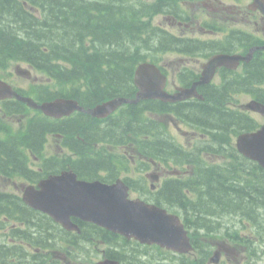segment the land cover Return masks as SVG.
Listing matches in <instances>:
<instances>
[{"label": "trees", "instance_id": "obj_1", "mask_svg": "<svg viewBox=\"0 0 264 264\" xmlns=\"http://www.w3.org/2000/svg\"><path fill=\"white\" fill-rule=\"evenodd\" d=\"M20 1L0 0L1 64L18 59L46 70L62 84L93 83L97 89L93 97L100 96V100L108 94L129 97L135 93L134 70L146 57L144 43L152 38L149 25L143 19L155 11L161 12L165 6L163 0L157 1L158 4L145 0L134 3L128 0H22L41 7V18L21 10L17 3ZM252 72L245 81L261 83L264 80V70ZM206 92H203L206 102L195 101L178 107L143 102L142 115L133 123L127 122V133H132L127 143L139 146L144 157L160 159L168 165L191 166L193 174L189 179L168 181L161 189L167 201L179 205L185 212V223L190 226L198 225L203 209L212 213L219 205L226 213L236 211L244 215L264 209V171L232 149L227 135L239 131L238 121L231 111L220 110L210 101L211 94L224 96L225 91ZM188 109L190 116L187 117ZM171 112L192 125L205 122L216 134L226 132L220 135L219 149L213 148L220 155L224 152L223 146L231 148L223 153L227 157L226 165H209L200 156L184 153L168 141L161 132L163 125L151 115ZM74 123L83 125L78 121H69L68 125ZM29 129L30 134L25 137H12L9 127L0 123V170L6 172L11 166L30 177L25 170L30 158L21 148L41 141L42 129L40 123L31 124ZM3 132L7 133L6 137L2 136ZM40 155L30 156L40 158ZM86 169L91 170L90 165ZM204 202L209 206L202 208Z\"/></svg>", "mask_w": 264, "mask_h": 264}, {"label": "water", "instance_id": "obj_2", "mask_svg": "<svg viewBox=\"0 0 264 264\" xmlns=\"http://www.w3.org/2000/svg\"><path fill=\"white\" fill-rule=\"evenodd\" d=\"M233 61H236V58L215 59L199 84L208 83L217 66ZM135 83L142 90L139 99H168L163 91L164 81L157 68L152 65L139 67ZM181 94L184 97H191L195 95V88L183 90ZM181 94L171 97L172 100L181 99ZM14 96L16 95L7 85L0 83V100ZM23 101L51 116L68 115L79 109L77 103L67 100L42 106L36 105L30 99ZM120 103L121 101L109 102L92 113L95 116L105 115ZM239 149L264 167V130L256 135L241 137ZM127 198L128 187L123 182L113 186L97 183L87 185L77 182L71 174L43 182L40 190L29 187L25 196L31 207L49 214L67 229L73 228L70 218L76 216L119 232L128 238L135 237L142 243L160 244L179 253H187L192 249L187 232L178 218L167 215L163 209L150 207L139 201L131 202Z\"/></svg>", "mask_w": 264, "mask_h": 264}, {"label": "flooded vegetation", "instance_id": "obj_3", "mask_svg": "<svg viewBox=\"0 0 264 264\" xmlns=\"http://www.w3.org/2000/svg\"><path fill=\"white\" fill-rule=\"evenodd\" d=\"M197 1L196 4L183 3L185 6L195 8L190 16L194 20L193 23L181 26L171 22V25L177 26L181 38L195 40V43L203 44V46L175 53L174 57L177 59L173 62L174 66L170 64L166 68L168 73H201L204 62L213 55L221 53L225 41L230 40L233 45L240 38H248L245 28H251L248 33L264 41V16L259 10L253 9V0ZM199 10L203 11L200 17ZM194 28L198 29L199 35L192 34L197 30ZM237 52L245 53L244 49ZM41 150H45L44 144ZM84 226L81 228L82 235L72 234L71 241L52 242L54 234L60 229L42 226L15 227L2 224L0 226V264H94V244L89 243L88 238H85ZM215 230L210 228V231ZM35 239L41 241L36 242ZM223 240L225 239H213L214 249L228 252L229 243ZM235 256L238 264H256L254 260H249L242 254L240 256L238 252ZM162 257L166 256L162 255Z\"/></svg>", "mask_w": 264, "mask_h": 264}, {"label": "rangeland", "instance_id": "obj_4", "mask_svg": "<svg viewBox=\"0 0 264 264\" xmlns=\"http://www.w3.org/2000/svg\"><path fill=\"white\" fill-rule=\"evenodd\" d=\"M14 71H15V66L10 69V72L13 74V77L10 79L11 83H14V84L19 83L21 86H28L29 83L27 82V80L20 79L17 76H15ZM38 77L39 78H42V76L39 75V74H38ZM258 120H260L261 122H263L261 118H258ZM9 184H10L9 181H3V182H1V185L4 186V187H7Z\"/></svg>", "mask_w": 264, "mask_h": 264}]
</instances>
